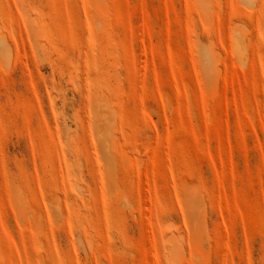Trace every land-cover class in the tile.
Segmentation results:
<instances>
[{
    "label": "rangeland",
    "instance_id": "obj_1",
    "mask_svg": "<svg viewBox=\"0 0 264 264\" xmlns=\"http://www.w3.org/2000/svg\"><path fill=\"white\" fill-rule=\"evenodd\" d=\"M0 264H264V0H0Z\"/></svg>",
    "mask_w": 264,
    "mask_h": 264
}]
</instances>
